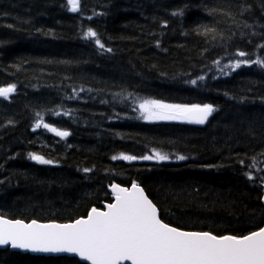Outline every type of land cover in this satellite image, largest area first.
<instances>
[{"label":"trees","instance_id":"trees-1","mask_svg":"<svg viewBox=\"0 0 264 264\" xmlns=\"http://www.w3.org/2000/svg\"><path fill=\"white\" fill-rule=\"evenodd\" d=\"M62 3L66 0H0V87L17 85L8 100L0 98V213L65 223L110 202V183L130 187L135 179L165 222L214 233L254 227L249 217L258 206V189L236 160L264 149L248 135L249 121L257 128L264 122V69L242 66L222 75L212 61L229 62L225 41L217 35L206 42L192 29L199 22L225 37L235 31L228 51L251 50L228 16H209L205 7L231 12L237 21L255 25L245 31L259 32L264 24L260 0H82L83 14L69 13ZM184 3L192 5L185 17H172L171 11ZM241 3L252 8L244 17L237 14ZM93 9L106 15L89 21ZM87 27L113 51L81 39ZM201 75L203 81L189 82ZM117 93L177 104L211 103L217 111L204 125L147 122L132 111L131 98L122 100ZM37 111L71 135L61 140L43 128L33 131ZM65 111L71 115L64 116ZM151 149L169 154L170 162L111 159ZM28 152L56 163L38 164L27 158ZM177 155L187 159L177 160ZM84 168L92 171L84 173ZM257 168H264V157H258ZM0 264L85 263L6 248L0 249Z\"/></svg>","mask_w":264,"mask_h":264},{"label":"snow or ice","instance_id":"snow-or-ice-1","mask_svg":"<svg viewBox=\"0 0 264 264\" xmlns=\"http://www.w3.org/2000/svg\"><path fill=\"white\" fill-rule=\"evenodd\" d=\"M61 7H66L69 13L83 14L85 11L82 0H66V4L62 3ZM191 7L190 3H184L177 6L170 14L172 17L184 18L186 10ZM238 7L237 14L240 17H244L252 10L251 5L246 3H241ZM260 10L264 15V0H260ZM205 11L212 17H215L217 13L228 16L235 23L241 39L246 40L251 46V50L237 47L235 51L229 52L227 42L235 37V31L225 37L223 33H217L215 27L197 22L192 31L196 35L205 37L206 42L209 36L212 41H215L217 35L225 41L224 51L229 62L221 65L220 59L212 61L222 75L227 76L242 66H257L264 69V42L253 43L256 38L264 41V24L259 26L262 31H245L253 29L255 25L248 23L245 19L237 21L231 12L221 8L205 7ZM102 15H106V12L98 13L93 9L92 15L87 16V20L91 21L93 17ZM7 27L14 26L9 24ZM162 27H167V21ZM36 31L43 32L42 29ZM43 34L49 35L51 32L49 30ZM81 39L93 42L96 48L103 52L113 51L111 47H106L99 33L92 27L82 30ZM16 67L19 71V65ZM204 79L205 77L201 75L189 82L195 85L197 80ZM16 90L15 83H8L0 87V98L8 100L10 94L15 93ZM80 90L83 91V87ZM224 95L227 96L228 93L225 92ZM116 96L121 97L122 100L131 98L132 111H138L139 118L146 121H181L204 125L217 111L211 103L169 104L162 100L134 96L133 93H127V95L117 93ZM245 99L241 97L240 102L243 103ZM261 100L264 102V97ZM48 111L52 110L48 109ZM54 114L61 115L60 112H54ZM63 115L70 116L71 112L65 111ZM8 123L12 124L13 121L9 120ZM40 128L53 133L61 140L71 135L68 130L45 122L43 112L37 111L32 130ZM248 135L264 143V122H261L257 128L254 127V122L249 121ZM258 157H264V149L254 156H245V159L250 160L251 163L246 164L245 159L236 160L247 182L258 189L256 196L258 206L253 209L249 217V223L254 224V227L244 232L214 233L211 230H185L179 225L165 222L158 204L150 199L145 188L133 179L130 181V187H124L120 183H110L111 200L103 205V209L93 205L84 215L65 223H58L55 220L41 222L38 219L9 218L6 214L0 213V248L39 254L66 253L78 256L86 264H264V174L254 175L251 170L256 169L257 173H264V168H257ZM27 158L41 165L56 163L54 159L45 158L36 152H28ZM111 159L166 161L170 159V155L151 149L149 153L140 156L122 152L119 156H112ZM176 159L183 161L187 157L177 155ZM90 171H92L90 168L83 169L84 173Z\"/></svg>","mask_w":264,"mask_h":264},{"label":"water","instance_id":"water-1","mask_svg":"<svg viewBox=\"0 0 264 264\" xmlns=\"http://www.w3.org/2000/svg\"><path fill=\"white\" fill-rule=\"evenodd\" d=\"M110 191H111V190H110ZM58 223H59V222H58ZM0 249H6V248H0ZM9 249L12 250V251H18V252H21V253H24V254L29 253V254H31V255H35V256H45V257H60V256H67V257H73V258H77L80 262L86 264V262L81 261L80 258H79L78 256H72V255H70V254H66V253H64V254H39V253L22 252V251H20V250H14V249H11V248H9Z\"/></svg>","mask_w":264,"mask_h":264},{"label":"rangeland","instance_id":"rangeland-1","mask_svg":"<svg viewBox=\"0 0 264 264\" xmlns=\"http://www.w3.org/2000/svg\"><path fill=\"white\" fill-rule=\"evenodd\" d=\"M166 103V102H165ZM169 104H173V103H169ZM146 121V120H145ZM159 121H163V120H155V121H147V122H159ZM151 161H156V160H151Z\"/></svg>","mask_w":264,"mask_h":264}]
</instances>
